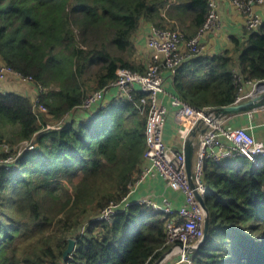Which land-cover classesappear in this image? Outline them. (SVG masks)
I'll use <instances>...</instances> for the list:
<instances>
[{
  "label": "trees",
  "instance_id": "obj_1",
  "mask_svg": "<svg viewBox=\"0 0 264 264\" xmlns=\"http://www.w3.org/2000/svg\"><path fill=\"white\" fill-rule=\"evenodd\" d=\"M209 11V0H0V65L39 88L37 96L0 91V141L10 144L2 155L13 157L0 167V264H152L163 255L173 214L134 202L98 220L142 171L146 94L107 92L93 110L81 105L119 68L146 72L135 58L143 23L192 38ZM231 41L186 60L172 91L195 108H215L235 103L237 75L264 81V20ZM40 104L47 112L36 111ZM204 180L211 220L195 264H264V159H206ZM70 239L76 245L65 256Z\"/></svg>",
  "mask_w": 264,
  "mask_h": 264
},
{
  "label": "built area",
  "instance_id": "obj_2",
  "mask_svg": "<svg viewBox=\"0 0 264 264\" xmlns=\"http://www.w3.org/2000/svg\"><path fill=\"white\" fill-rule=\"evenodd\" d=\"M233 1L243 12L245 25L249 30H254L261 25L263 18L256 11L255 6L262 4L264 0ZM209 3L210 11L207 20L198 34L192 38H186L178 29L151 26L147 39L151 60L146 67V72L119 68L117 78L109 84L107 89L96 90L88 95L81 105L83 110H93L105 102L106 93L115 88L118 89V94L127 96L130 100L133 99L134 92L141 91L146 94L142 98V102L148 105L146 150L142 171L136 176L135 182L129 185V194L121 201H113L107 205L98 215V220L112 221L117 214L127 211L134 202L153 207L163 217L173 214L166 224V241L162 246L165 252L152 264H195L194 254L196 247L204 238L207 217L206 209L197 198V192L203 200L208 193L204 180L206 159L220 163L226 158L243 156L256 164L264 159V140L257 138L251 131V127L235 125L236 119L241 114L220 115L210 107L195 108L179 98L167 84V75L174 77L178 68L186 60L207 53L208 46L203 39L220 25L218 0H209ZM11 78L23 84H33L31 76L22 75L5 63H1L0 91H4L5 83ZM236 82L241 84L235 103L264 94V84L260 85L264 81L244 82L242 77L237 75ZM170 106L178 108L176 120L179 125L177 129L179 137L188 139L193 128L200 126L203 129L199 138L198 155L192 177L188 174L185 152L174 148L165 139ZM36 111L47 112V108L40 104ZM255 111L247 112V114L253 117L252 112ZM63 123L62 121L61 124ZM26 144V149H35V145L31 142ZM12 158L0 159L3 162H0V167L12 161ZM159 175L169 185L182 191L185 196L184 205L175 208L168 200L160 203L148 196L135 201L130 199L136 186Z\"/></svg>",
  "mask_w": 264,
  "mask_h": 264
},
{
  "label": "crops",
  "instance_id": "obj_3",
  "mask_svg": "<svg viewBox=\"0 0 264 264\" xmlns=\"http://www.w3.org/2000/svg\"><path fill=\"white\" fill-rule=\"evenodd\" d=\"M218 4L220 25L216 30L208 33L203 39L208 46L206 54L209 55L218 54L227 48H232V37L235 36L238 38H243L246 28L243 12L236 7L233 0H218ZM255 9L264 20V2L262 4L256 5ZM150 28L151 24L143 23L134 37L136 45L135 58L137 62L144 64L146 67L151 60V54L147 47V39ZM11 83H13V85L9 84V82L5 83V91L18 90L23 94L29 96L37 94V86H35L34 84V86L23 83L19 84V82L17 81ZM172 83L173 77L167 75V84L170 88L172 87ZM110 92L111 96L114 97H116L119 93L118 89L116 88ZM261 109L262 108L256 110L253 117H250V115H248L247 113L241 114L236 119L235 125L251 127V131L255 134V136L259 139L264 140V110ZM176 111L178 112L177 107L175 108L170 106L168 124L165 129V139L171 146L184 152L187 145L189 144L187 142L190 141L193 169L197 160L199 138L203 133V129L200 126L193 128L188 136V139L179 137V135L177 134L179 125L176 120ZM146 196L153 198L160 203H164L166 200H168L173 204L175 208L181 207L185 204V196L182 191L172 185H169L166 180L160 175L141 182L134 188V191L130 195V199L135 201L141 197Z\"/></svg>",
  "mask_w": 264,
  "mask_h": 264
},
{
  "label": "water",
  "instance_id": "obj_4",
  "mask_svg": "<svg viewBox=\"0 0 264 264\" xmlns=\"http://www.w3.org/2000/svg\"><path fill=\"white\" fill-rule=\"evenodd\" d=\"M264 84V82H261L260 85ZM261 107H264V94L255 96L251 99H248L246 101H242L239 103H233L228 106H220V107H215L212 108L217 114L220 115H240L244 114L253 110H257ZM186 147L185 150V155H186V162H187V169H188V174L189 176L192 177L193 174V169H192V158H191V148H190V141ZM192 146V145H191ZM197 198L201 201L202 205L207 211V217H206V222H205V235L202 241L199 243V245L196 247V251L200 248L201 245H203L208 237V232H209V227H210V220H211V215L208 206L206 205L205 200L200 197L199 193L197 192ZM76 245V241L74 239H70L69 246L67 250L65 251V256H67L69 253H71Z\"/></svg>",
  "mask_w": 264,
  "mask_h": 264
},
{
  "label": "rangeland",
  "instance_id": "obj_5",
  "mask_svg": "<svg viewBox=\"0 0 264 264\" xmlns=\"http://www.w3.org/2000/svg\"><path fill=\"white\" fill-rule=\"evenodd\" d=\"M7 82H9V84H11V85H13V83H11V82H14V80L11 78V79H8L7 80ZM19 84H22V83H20L19 82ZM15 85H17V84H15ZM29 85H33V84H29ZM34 86V85H33ZM30 87V86H29ZM22 90V89H21ZM36 90V89H35ZM39 93V88H37V94ZM32 96H35V94H33ZM261 110H264V107H262V109ZM253 114H254V112H252ZM48 119L50 120V117H48ZM56 122V121H55ZM62 123V121H59V122H56L55 124H61ZM53 124V123H52ZM63 124H65V123H63ZM5 139H7V138H5ZM10 147V144L6 141V140H3V141H0V159H4V157H3V155H2V153L4 152V151H8L9 150V148H7V147ZM3 157V158H2ZM0 162L1 163H3L1 160H0ZM72 188H73V186L72 185H68L67 184V189L70 191V190H72ZM90 215L87 217V216H85L84 217V219H86L87 218V223H86V225L84 226V230L86 229V226H87V224L90 222L89 221V217H92L93 219H97V209L95 208V211H90ZM152 263H154V262H152Z\"/></svg>",
  "mask_w": 264,
  "mask_h": 264
}]
</instances>
